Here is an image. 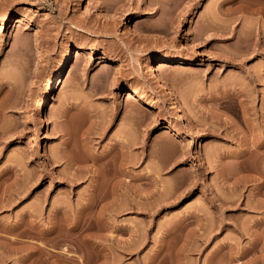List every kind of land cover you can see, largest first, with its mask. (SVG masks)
<instances>
[{"label": "rangeland", "instance_id": "obj_1", "mask_svg": "<svg viewBox=\"0 0 264 264\" xmlns=\"http://www.w3.org/2000/svg\"><path fill=\"white\" fill-rule=\"evenodd\" d=\"M161 1L0 0V264H264V0Z\"/></svg>", "mask_w": 264, "mask_h": 264}, {"label": "bare ground", "instance_id": "obj_2", "mask_svg": "<svg viewBox=\"0 0 264 264\" xmlns=\"http://www.w3.org/2000/svg\"><path fill=\"white\" fill-rule=\"evenodd\" d=\"M156 2L160 1V0H155ZM230 1H235V0H230ZM163 2V0L161 1ZM261 9V7H260ZM264 8H262L263 10ZM18 21H21L20 19H17ZM5 24V17L3 16L1 18V21H0V28L3 27V25ZM189 45H190V48H195V45H194V42L193 41H189ZM72 59V54H71V51H68V53L61 59V61L59 62V66H58V70L57 72L55 73V76H54V80L53 82L49 85V88H48V95H53L55 93V90L58 89V88H61L63 86V79H64V76H65V73H66V70H67V67L69 65V62L70 60ZM183 60V57H172V56H165L163 58H160V59H153L151 61V64H150V73H151V76L155 79V81H157L162 89L168 93L170 95V104H171V107L174 109L175 113H176V116L179 117V118H184V114H183V111L181 109V106H180V103L177 99V97L175 96L174 93H172L169 89V86L167 85V83H165V81L163 80V78L161 77V75L159 74L158 72V68L159 67H164V66H169V64L171 62H174V61H182ZM128 96H136L138 99H140L146 106L148 107H157L158 106V103L153 100V99H149L146 94L144 93V91H142L141 89H138L136 87H131L130 90L128 91L127 93ZM1 104V103H0ZM3 104V103H2ZM5 106V105H4ZM1 107L3 108V106L1 105ZM43 113H44V107H41V109L39 110V115L41 117H43ZM32 117L31 115H26V120H31ZM166 121H169V119H165ZM46 124H48V121L47 119H42L41 121V124H40V127H39V130L38 132H41L42 130H45L46 128ZM5 129V127H4ZM4 129L0 130V133L1 134H4V133H7ZM64 152H65V156L68 163H71L73 164L74 163V160H71L70 156H71V151L69 150L68 146L65 145L64 147ZM70 154V155H69ZM73 155V154H72ZM63 157V156H62ZM73 157V156H72ZM74 159V158H72ZM106 155L105 156H102L99 158V167H100V171L101 170H105V172H109L110 169L108 167H106L109 162L108 160H106ZM82 161H84L85 159H81ZM98 170V169H97ZM75 177L76 175L73 174L72 172H70V175H67L66 176V179L69 181V182H74L75 181ZM24 188H21V192H17L15 194V197L5 203H1V206L3 205H9L12 201L15 200V198L18 197V195H21L24 193ZM114 194V192L112 193V195ZM107 194H104L102 192L99 191V188H98V183H95L93 184L92 186V189H91V192L89 193L88 195V198L85 202V204H82V209L86 210L90 207H94V206H97L99 201L101 199H103L104 197H106ZM117 205V203L115 204V202L111 203H102V207H108V209H114V206ZM19 226H21V224H17ZM23 233V230L21 231ZM7 245V244H6ZM9 245H11V243H9ZM8 245V246H9ZM35 247V252H38L36 255H33L32 258H30V261H26V260H23L21 264H36L37 262H39L41 259V254H39V247L38 246H34ZM64 250L67 251V249H65V247L63 248ZM5 259V258H4Z\"/></svg>", "mask_w": 264, "mask_h": 264}]
</instances>
